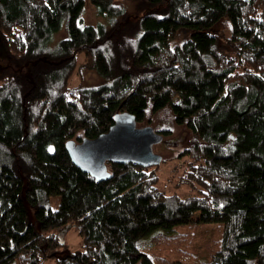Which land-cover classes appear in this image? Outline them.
<instances>
[{
    "label": "trees",
    "instance_id": "1",
    "mask_svg": "<svg viewBox=\"0 0 264 264\" xmlns=\"http://www.w3.org/2000/svg\"><path fill=\"white\" fill-rule=\"evenodd\" d=\"M88 4L107 24L84 25ZM0 46V264H155L144 240L182 223L222 226L210 264H264V0H0ZM83 71L103 84L70 87ZM150 107L191 133L189 194L73 165L69 141ZM72 224L82 249L65 252Z\"/></svg>",
    "mask_w": 264,
    "mask_h": 264
},
{
    "label": "rangeland",
    "instance_id": "2",
    "mask_svg": "<svg viewBox=\"0 0 264 264\" xmlns=\"http://www.w3.org/2000/svg\"><path fill=\"white\" fill-rule=\"evenodd\" d=\"M97 13V9L88 4L83 14L84 25L96 27L100 24H107V21ZM230 30V24L223 21L216 28L215 33L229 36ZM66 37L64 28L55 38V42ZM3 63L4 57L0 46V66H3ZM82 63L83 57L80 58V64ZM81 74V76H74L70 87H75L79 83L81 87L85 88L98 87L103 84L102 79L93 72L83 71ZM147 126L152 127L155 131L168 132V135L164 136V141L154 148L155 153L162 156L164 161L160 166L150 168L148 172L155 171L157 173L159 187L167 188L166 191L169 195L189 194V189L186 186L180 189L176 182H179L191 162L189 158L182 156L188 147L190 131L185 126L176 124L174 113L170 107L157 113H154L150 107L144 121L138 123V128ZM30 221H34L33 213H30ZM61 239L68 245L67 248H61L65 252L82 249V239L76 225H69L65 233L61 234ZM221 240L222 226L219 224L189 226L182 223L174 231L168 234L162 233L159 238L152 236L145 239L142 247L147 254L152 256L155 264H210L213 254L220 248Z\"/></svg>",
    "mask_w": 264,
    "mask_h": 264
},
{
    "label": "water",
    "instance_id": "3",
    "mask_svg": "<svg viewBox=\"0 0 264 264\" xmlns=\"http://www.w3.org/2000/svg\"><path fill=\"white\" fill-rule=\"evenodd\" d=\"M164 141V135L147 126L138 128L136 117L118 113L107 133L95 139L75 140L66 144V151L75 167L98 183L108 182L112 173L108 165H135L150 169L163 163L154 148Z\"/></svg>",
    "mask_w": 264,
    "mask_h": 264
}]
</instances>
